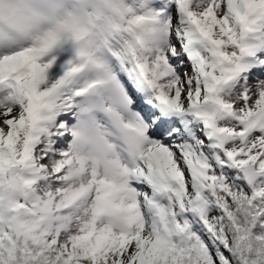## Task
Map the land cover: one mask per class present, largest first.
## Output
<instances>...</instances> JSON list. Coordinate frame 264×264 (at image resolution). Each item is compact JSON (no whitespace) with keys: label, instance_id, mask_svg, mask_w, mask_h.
<instances>
[{"label":"snow or ice","instance_id":"snow-or-ice-1","mask_svg":"<svg viewBox=\"0 0 264 264\" xmlns=\"http://www.w3.org/2000/svg\"><path fill=\"white\" fill-rule=\"evenodd\" d=\"M0 264H264V0H0Z\"/></svg>","mask_w":264,"mask_h":264}]
</instances>
